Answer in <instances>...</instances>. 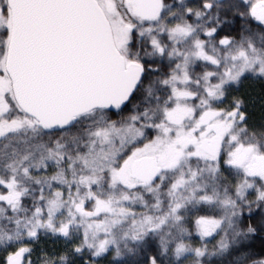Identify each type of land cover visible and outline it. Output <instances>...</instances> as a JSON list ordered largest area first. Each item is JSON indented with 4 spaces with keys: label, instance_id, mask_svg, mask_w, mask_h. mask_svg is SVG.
I'll return each instance as SVG.
<instances>
[{
    "label": "snow or ice",
    "instance_id": "snow-or-ice-1",
    "mask_svg": "<svg viewBox=\"0 0 264 264\" xmlns=\"http://www.w3.org/2000/svg\"><path fill=\"white\" fill-rule=\"evenodd\" d=\"M0 264H264V0H0Z\"/></svg>",
    "mask_w": 264,
    "mask_h": 264
}]
</instances>
